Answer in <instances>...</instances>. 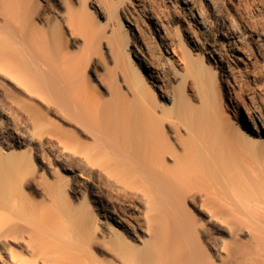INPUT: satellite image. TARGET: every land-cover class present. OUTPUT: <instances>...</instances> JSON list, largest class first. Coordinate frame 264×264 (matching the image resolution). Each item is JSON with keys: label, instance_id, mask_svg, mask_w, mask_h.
I'll use <instances>...</instances> for the list:
<instances>
[{"label": "bare ground", "instance_id": "bare-ground-1", "mask_svg": "<svg viewBox=\"0 0 264 264\" xmlns=\"http://www.w3.org/2000/svg\"><path fill=\"white\" fill-rule=\"evenodd\" d=\"M0 117V264H264V0H0Z\"/></svg>", "mask_w": 264, "mask_h": 264}, {"label": "rangeland", "instance_id": "rangeland-1", "mask_svg": "<svg viewBox=\"0 0 264 264\" xmlns=\"http://www.w3.org/2000/svg\"><path fill=\"white\" fill-rule=\"evenodd\" d=\"M54 119V118H53ZM7 120V121H6ZM1 122H2V124H1ZM0 124L2 125V126H5L6 128H8V127H11L12 126V128H15V127H17V124L15 123V121L11 118V119H4L3 117H0ZM50 162V161H49ZM51 169L50 170H52V174L51 175H56V174H62V171H61V169H59L58 168V166L57 165H55V162H52L51 161ZM57 166V167H56ZM82 178H83V176H81ZM82 178H80V179H82ZM82 181V180H81ZM85 181V180H84ZM85 185H84V188H83V195L84 196H86L85 194H86V192H88L89 193V189H90V185H89V183H87L86 181H85V183H84ZM88 184V185H87ZM86 186H88V188L86 187ZM87 190H86V189ZM84 190L86 191V192H84ZM69 192V191H68ZM66 193V196L67 197H69L68 199L69 200H71L70 199V196L69 195H71L72 193H71V191L69 192V193ZM87 193V197L90 195V193L88 194ZM86 197V198H87ZM85 198V197H84ZM85 200H87V199H85ZM88 201V200H87ZM90 201V200H89ZM86 202V201H85ZM91 203V204H90ZM86 205V209H87V212L90 214H92V216H93V218L94 217H96V206H95V203H92V201H90V202H87V203H84V206Z\"/></svg>", "mask_w": 264, "mask_h": 264}]
</instances>
